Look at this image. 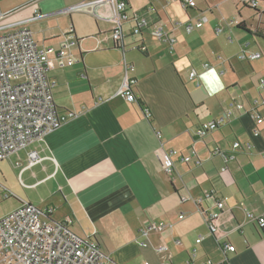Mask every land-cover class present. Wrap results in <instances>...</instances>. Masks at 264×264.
Instances as JSON below:
<instances>
[{"label":"crops","instance_id":"0c3cea01","mask_svg":"<svg viewBox=\"0 0 264 264\" xmlns=\"http://www.w3.org/2000/svg\"><path fill=\"white\" fill-rule=\"evenodd\" d=\"M86 1L0 0V11L7 13L0 25H8L6 29L40 24L44 28L28 27L38 44L57 48L65 38L73 41L63 48L61 59L51 58L47 74L54 84L58 109L85 108L1 161L0 182L15 194L16 204L21 198L40 209L51 208V219L71 217L70 229L77 236L85 237L95 230L100 249L115 264H180L193 248L197 261L264 264V229L246 219L247 212H264V106L256 107L262 119L258 135L252 133L256 125L250 112L232 109L226 114L232 101L247 107L254 100H264V86L258 85L264 79V53L257 49L264 42L254 39V45L243 46L247 37H207L208 30L201 27L196 31L199 37H185L182 29H176L169 52L167 44L147 29L137 37L131 35L130 22L123 26L120 47L108 37L111 26L98 29L97 37H77L75 24L74 38L56 33L47 36V21L56 15H69L71 12L61 10ZM148 3L133 7L128 0L131 9L141 12ZM35 11L44 16L32 20ZM183 12L182 21H193L199 15L197 2L196 9ZM256 14L259 22L253 32L260 29L264 34V13ZM150 16L168 26L162 11ZM139 45L145 47L143 52ZM241 48L259 51L261 57L239 60ZM123 57L132 64L128 77L135 81L131 87L134 102L117 94L124 78ZM204 62L211 68L204 70ZM191 69L198 75L194 80L188 77ZM144 108L149 109L150 117H145ZM220 119L209 134L201 138L195 135L201 123ZM234 141L240 146L232 147ZM170 149L183 154L194 151L201 163H181L168 154ZM216 149L219 153L214 154ZM29 151L39 155L31 165ZM220 153L232 157L224 162ZM168 160L174 162L171 174L163 170ZM223 166L226 171L221 173ZM209 190L226 199L216 236L205 223L213 200L193 201ZM149 219L171 227L150 233L147 246L140 247L137 229ZM237 224L241 227L232 230ZM198 236L203 239L195 245ZM223 241L234 250H221ZM161 245L165 249L156 251Z\"/></svg>","mask_w":264,"mask_h":264},{"label":"built area","instance_id":"2783aa9c","mask_svg":"<svg viewBox=\"0 0 264 264\" xmlns=\"http://www.w3.org/2000/svg\"><path fill=\"white\" fill-rule=\"evenodd\" d=\"M264 0H240L248 7L257 9L258 2ZM102 7L107 10L101 11ZM179 7L183 11L196 9L195 0H179ZM73 11H87L99 21L109 23V36L115 46H123L122 37H124L123 26L130 22V34L139 35L147 29L149 34L156 37L159 41L167 44L169 52H172L175 42V30L182 29L185 33H190L200 27L207 20L205 16L199 17L195 21L187 19L178 21L170 18L166 13V5L160 8L152 4L144 7V10L138 11L130 8L128 0H88L84 3H78L69 6L62 13ZM158 11H162L167 18V27H163L161 21L155 20L150 16H155ZM257 12L264 13V9ZM7 13L0 11V19ZM44 15L35 11L32 20L43 17ZM240 22L231 20L225 21L227 27L232 28L233 24ZM8 26V25H7ZM7 26L0 25V162L9 159L19 151L26 149L34 142L40 140L45 134L58 128L63 123L84 111V107L79 110H60L53 99V82L48 78V70L52 57L61 59L63 48H68L73 41L65 38L60 47L52 45H40L34 38V32L25 26H19L16 29L8 30ZM223 30L217 24L215 25V34ZM65 36V35H64ZM138 49L144 51L145 47L139 45ZM259 51H250L241 48L237 53V58L242 61H253L259 59ZM221 59V57H218ZM124 78L117 92L128 102L136 100L132 90L134 79L128 77V72L132 70V64L123 57ZM204 70L211 68L210 63L202 64ZM195 69L188 73L189 79L194 80L197 77ZM260 87L264 86V79L258 82ZM257 106H264V100H254L245 107L242 103L230 102L226 114H230L232 109L238 111L250 112L255 118V128L253 135H258L257 126L262 123L261 117L256 113ZM145 117H150L148 108H144ZM220 120L203 122L195 130L197 137H203L218 126ZM240 146L238 141L232 143V147ZM214 154L219 151L214 150ZM168 154L176 157L181 163L193 162L195 165L201 163L198 155L192 151L191 154H183L176 149H170ZM224 162L232 155L220 153ZM29 165L38 161L39 155L36 151L28 152ZM264 159V154H263ZM174 169V162L168 160L163 170L166 174H171ZM226 171V167L220 168V172ZM14 197L15 194L7 189L0 182V201ZM17 206L0 217V264H115L112 258L104 253L96 240L97 232L94 230L85 237H79L72 232V218L66 217L63 220L51 219L49 214L51 208L40 209L27 200L17 198ZM213 200L212 208L205 213V223L211 235L218 234V220L225 207L226 199L216 197L213 191H204L193 201L199 204L202 201ZM186 200V197H181ZM179 214L178 218L182 219ZM246 219L259 228L264 229V212L255 214L246 213ZM171 227V224L164 225L156 223L149 219L142 223L137 229L138 245L147 246L146 238L150 233L160 232L165 227ZM241 224L232 227V230L239 229ZM203 237L195 238V245H199ZM174 242L179 244V239ZM223 251H233L234 247L228 242L223 241L219 245ZM165 249L161 245L156 248L160 252ZM196 248L191 250L187 260L180 264H214L211 260L197 261ZM148 264V263H144ZM222 264V263H219Z\"/></svg>","mask_w":264,"mask_h":264},{"label":"rangeland","instance_id":"374dc122","mask_svg":"<svg viewBox=\"0 0 264 264\" xmlns=\"http://www.w3.org/2000/svg\"><path fill=\"white\" fill-rule=\"evenodd\" d=\"M148 2H153V4H155V6L158 8H160L161 5H166V13L170 18L174 20L182 21L183 16H185V13L180 10L179 0H130V3L133 7ZM196 2L199 15L196 14L193 17V21L203 16L207 18V20L201 27L202 30H208L207 37H228V39L229 37H247L243 43V46H245L246 43H248L249 46L254 45V39H257L259 42H264V38L255 35L253 32V28L259 22L257 14L253 10V8L242 5V3H240L238 0H196ZM257 9H264V1L258 2ZM235 19H237L238 22L245 21L247 28L250 31L247 32L244 29L238 28L237 24H233L232 32H229L227 28V30L225 31V21L230 22L231 20ZM95 21L97 22L98 26L95 25ZM261 21L263 22L261 26L264 32V15ZM47 22L45 23V25H47L46 33L48 37H53L55 33L60 34L61 37H76L72 33L73 24L78 26L76 33L77 37H97L98 29L106 30L111 26L110 24L107 25L106 23L97 21L87 11H73L69 15H56L52 20H49ZM215 23L219 24L220 28H222L223 30L217 35L213 31V28H215L213 27ZM28 27L33 30L44 28L40 24H29ZM125 29H128V26H126ZM197 30L198 29L190 33H185L184 31L183 32L185 37H199V35L196 33ZM137 36L138 35H134V37ZM257 49L261 50L264 53V44H260L259 48ZM16 205L17 204L14 197L0 201V217L13 210ZM167 263L170 264L169 262Z\"/></svg>","mask_w":264,"mask_h":264},{"label":"trees","instance_id":"16d2710c","mask_svg":"<svg viewBox=\"0 0 264 264\" xmlns=\"http://www.w3.org/2000/svg\"><path fill=\"white\" fill-rule=\"evenodd\" d=\"M242 5H243V4H242ZM253 10H254L255 12H257V9H254V8H253ZM237 26H238V28L244 29V30H246L247 32L250 31L248 28H246V26H245V24H244L243 22L238 23ZM254 34H255V35H258V36H261L262 38H264V34L261 32L260 29H259L258 32L255 31Z\"/></svg>","mask_w":264,"mask_h":264},{"label":"bare ground","instance_id":"6f19581e","mask_svg":"<svg viewBox=\"0 0 264 264\" xmlns=\"http://www.w3.org/2000/svg\"><path fill=\"white\" fill-rule=\"evenodd\" d=\"M263 155V154H262ZM147 262V261H146Z\"/></svg>","mask_w":264,"mask_h":264}]
</instances>
